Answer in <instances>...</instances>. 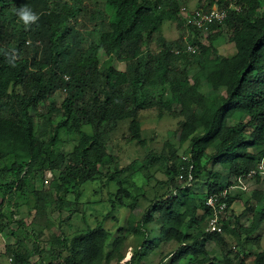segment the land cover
<instances>
[{"label":"trees","instance_id":"trees-1","mask_svg":"<svg viewBox=\"0 0 264 264\" xmlns=\"http://www.w3.org/2000/svg\"><path fill=\"white\" fill-rule=\"evenodd\" d=\"M226 1L219 0L216 5L224 6ZM50 2L55 8L43 14L41 6L46 4L43 0H0V156L13 154L20 160L11 165L14 190L27 174L38 168L48 171L54 184V192L47 189L33 193L32 223L46 229V208L60 212L62 208L71 206L64 199L67 193H74L78 199L77 188L92 181L98 174L96 166L103 163L104 141L117 122L126 120L130 139L138 145L143 144L138 113L154 106L160 113L162 110L170 112L176 105L180 107L179 114L186 116L178 137L180 143L186 141L196 127L202 128L199 136L189 138L187 160L175 156L173 151L169 153L165 160L169 164L165 171L167 177L182 175L194 179L200 175L201 159L210 146L214 149L211 157L213 163L227 168L233 179L250 171L246 163L241 162L251 158L247 149L258 148L259 155L264 156V10L259 17H253L256 0H236L241 12H229L223 24L210 27L207 33L211 38L222 26L231 30L235 53L230 59H221L218 67L209 75L218 80L219 86L225 87V97L221 98L217 107L203 114L205 116L200 115L195 123L192 113L184 105L188 102L184 98L191 95L193 88L185 90L187 81L168 78L175 71L170 68V59L174 55L163 47L156 55L140 51L151 43L161 24L164 11L160 8L170 7L171 13L178 16L179 6H175L173 0H97L95 14H98V21L103 25L97 30L99 36L96 45L83 52L79 49L76 36L71 33L72 29H68L71 28L68 27L69 19L74 22L80 10L74 11L72 6L56 0ZM23 5L37 12L39 20L27 28L21 25L18 29H10L11 21H19L16 10ZM211 5L197 7L208 8ZM179 22L182 25L181 20ZM190 33L187 42L194 47L196 54L199 50L202 55L206 48L200 45L198 33ZM42 34L47 35L45 45L41 43V51L44 48L46 52L42 64L35 59L38 52L32 43L29 46L30 58L19 56L25 49L23 43L26 39L35 40ZM66 35H69L68 39ZM179 48L181 46H176V49ZM178 55L175 57L184 60L186 56H191L185 53ZM104 57L123 61L125 70L117 71L111 67L99 70L97 66ZM166 86L170 89L169 98L162 104L155 103L156 98L151 96V89H161L163 93V87ZM57 90L64 91L65 97L61 102L63 119L55 125L54 132L61 129L76 134L78 139L66 157L59 155L50 161V148L54 145L55 136L47 146L40 143L32 132V118L28 111ZM146 98H150L147 101L150 104L145 103ZM231 119H234V124L227 126V121ZM80 126H91L92 133L85 134ZM247 128L254 133L251 141L243 138ZM37 164L40 166L33 168ZM116 177L119 176L112 174L108 178L118 188L115 197L111 194L104 197L112 209L124 207L131 196L125 187L126 180L119 181ZM209 178L211 181L205 182V197L224 188L218 187L217 174H209ZM232 202L231 197L226 199L228 210ZM164 203L165 207L156 202L148 206L142 223L158 212V240L176 244L175 250L168 254V263L177 264L184 258L206 255L201 241L212 240L219 234L201 233L191 237L181 232L184 223L193 225L196 221L195 204L181 211L179 208L185 202L184 199L176 198V195H169ZM202 210L205 222L208 211L203 203ZM225 220L220 235L228 226ZM262 221L264 208L255 213L244 232L249 234L255 231ZM4 226L1 225L2 228ZM106 237V232L99 226L76 234L69 240L51 234L49 243H52V249L57 248L59 251L54 256L51 251L47 252L49 261L46 264H91L95 259L98 260ZM141 247L145 256L151 243H142ZM37 253H41V250ZM3 254L8 264H29L31 252L21 251L17 242L6 245ZM57 258H61L62 262H56ZM224 262L244 264L242 259L234 263L225 259ZM254 264H264V252L256 256Z\"/></svg>","mask_w":264,"mask_h":264},{"label":"rangeland","instance_id":"rangeland-1","mask_svg":"<svg viewBox=\"0 0 264 264\" xmlns=\"http://www.w3.org/2000/svg\"><path fill=\"white\" fill-rule=\"evenodd\" d=\"M43 1L46 3L41 6L43 14H47L55 8L50 0ZM56 1L72 6L74 11L80 10V15L75 16L77 18L74 22L71 18L69 19L68 27L71 28L68 29H72L71 33L76 36L81 52L96 45L99 36L97 30L103 25L98 21V14H95L94 6L97 0ZM173 1L177 7L186 5L188 8H195L207 4L216 5L219 0ZM256 2L257 7L253 11L254 18L259 17L260 12L264 10V0H256ZM159 10L164 11L161 24L157 32L154 33L151 43L147 47H142L140 51L156 55L163 47L174 55L170 59V68L175 71L169 74L168 78L187 81L185 90H188V87L193 88L191 95L184 98V100H188L184 105L192 113L195 123L200 115L217 107L221 98L225 97V87L219 86L218 80L212 79L209 75L218 67L221 59H230L234 55L232 31L222 26L211 38L210 35L198 36L200 45L206 50L202 55L199 50L198 54L195 51L191 56H186L185 61L182 58H176L175 56L179 55H175L174 51L177 50L179 54H182L181 38L184 34L191 35L190 31L184 32L179 17L171 13L170 7H163ZM244 12L245 9H243V14ZM21 25L23 24L18 20L17 22L13 20L9 24V28L15 30ZM66 38L68 39L69 35H66ZM28 41L34 44L37 49L38 53L35 55V59L40 60V63L44 62L46 52H44V48L41 51V48L47 42V35L42 34L39 38ZM30 44L23 43L25 49L19 56L30 58ZM176 46H181V48L176 49ZM69 48H71V44H69ZM108 67L124 71L125 63L116 61L113 57L100 59L97 68L105 70ZM214 85L217 87L214 88ZM163 90L162 93L161 89H151L150 92H153L151 96L156 98L155 103L162 104L169 98L170 89L166 86L163 87ZM64 97L65 92L57 90L28 111L32 118V132L40 143L47 146L49 140L55 136L54 145L50 148L52 152V155L49 156L50 161L55 156L66 157L78 139L76 134L61 129L54 132L55 125L63 119L61 102ZM149 99H144L146 104H150L147 102ZM154 107L138 113L140 138L143 140L141 145L130 139L126 120L119 121L113 126L104 141L103 163L96 166L98 174L92 181L77 188L78 199L75 198L74 193L65 195L64 199L70 202L71 206L62 208L60 212L49 207L46 208L48 220L46 229L32 223L34 216L33 193L47 189L54 192L50 173L44 169L40 170L37 167L40 164L34 165L33 168L38 169L27 174L21 185L14 190V186H12L14 174L11 171V165L13 162L19 163L20 160L13 154L0 156V227L5 225L0 229V264H8L3 254L4 247L17 242L21 251L31 252L29 264H46L49 261L47 252L51 251L54 256L59 251L57 248L52 249V243H49L48 238L51 234L69 240L72 236L97 226L106 232L107 237L102 245L101 254L97 257L98 260L95 259L91 264H169L168 254L175 250V243L163 244L161 252L158 253L154 250V255L151 256L150 250L147 249L144 256L141 247L142 243H151L152 249L153 245L156 246L161 242L155 232L159 226L158 212H154L150 219H146V222L143 223L142 217L148 206H153L155 202L163 204L165 207L164 201L169 195L171 197L176 195L179 200L184 199L185 203L179 208L181 211L184 210V207L194 204L197 207V211L195 210L196 221L192 223L193 225L188 222L184 223L181 228L182 232H189L191 237L205 233L202 203L206 193L205 182L210 180L209 174H217V184L220 188L235 184L236 178L233 179L227 168L213 163L211 159L214 152L213 146L204 151L201 159L202 172L194 179L190 176L192 182L189 186H185V183L177 179L176 175L167 177L165 171L169 164L167 165L165 160L169 153L173 151L175 156L187 160L189 138L199 136L202 133V128L196 127L187 140L180 143L178 137L186 119L185 115L179 114L180 107L176 105L170 112L162 110L161 113L157 107ZM241 120L244 121V119ZM232 124H234V119L228 120L226 125ZM80 130L90 135L93 128L82 126ZM253 136L254 133L250 128H247L243 134V138L247 141H251ZM258 150L254 147L247 149L246 152L251 158L241 161L253 171H257V167L261 163L262 169L259 171V175L255 174L251 179L243 182V190L234 189L232 191L230 196L233 202L225 215V219L227 218L225 222H228L226 230L222 235L214 237L215 240L201 241L206 255L191 257L182 264H225V259L233 263L242 259L244 264H254L256 256L264 252V221L255 231L249 234L244 232L250 226L255 213L264 208V159L259 155ZM0 152H2V148H0ZM107 159H109L108 163H106ZM112 174L119 176L116 177L119 181L126 180L125 187L131 196L124 207L112 209L104 198L106 194L114 196L118 190L112 181H108ZM128 174L129 177H127ZM151 232L153 233L152 237ZM38 250H41V253H37ZM148 254L149 257H147ZM63 255L65 256V253ZM128 256L132 257L129 261L126 260ZM56 262L60 263L62 259L57 258Z\"/></svg>","mask_w":264,"mask_h":264},{"label":"built area","instance_id":"built-area-1","mask_svg":"<svg viewBox=\"0 0 264 264\" xmlns=\"http://www.w3.org/2000/svg\"><path fill=\"white\" fill-rule=\"evenodd\" d=\"M229 12H241V7L237 4L236 0H227L224 6L221 7L212 4L208 8H188L186 5H183L179 6L177 10L184 32L194 31L198 33L199 36L207 35L210 31V27L212 26H220L223 24ZM189 36L190 35L184 34L182 37V54L185 53L191 55L195 52L194 47L187 42ZM24 43L29 45L31 42L25 40ZM174 54H179V51H174ZM262 158L264 159V156ZM261 169L262 164L260 163L257 167V171L250 170L246 174L237 177L235 184L233 183L226 186L218 193H213L205 197L203 206L208 211V218L204 222L205 233L219 235L222 233V222L225 220V215L228 211L226 199L231 197L230 195L234 189L243 190V182L251 179L255 174L259 175V171ZM177 179L184 182L185 186H189L190 182H192V178L190 176L185 178L182 175H177Z\"/></svg>","mask_w":264,"mask_h":264},{"label":"clouds","instance_id":"clouds-1","mask_svg":"<svg viewBox=\"0 0 264 264\" xmlns=\"http://www.w3.org/2000/svg\"><path fill=\"white\" fill-rule=\"evenodd\" d=\"M19 21L27 28L32 24L37 23L39 20V14L34 12L31 7L23 5L16 10Z\"/></svg>","mask_w":264,"mask_h":264},{"label":"crops","instance_id":"crops-1","mask_svg":"<svg viewBox=\"0 0 264 264\" xmlns=\"http://www.w3.org/2000/svg\"><path fill=\"white\" fill-rule=\"evenodd\" d=\"M158 228H159V226H157ZM157 228V230L155 231L157 234H159V229ZM181 232H182V230H181ZM153 235V233L151 232L150 233V235ZM186 234H189V232L188 233H186ZM152 235H151V237H152ZM159 237V236H158ZM153 244H154V242H153ZM160 244V245H159ZM159 244H157L156 246H154L153 245V248L151 249L150 248V251H149V254H150V256L151 255H154V250H155V252H158V253H160L161 252V249H162V245L163 244H166V245H168V244H172L170 241L169 242H160ZM176 247V244H174V248ZM149 254H148V256L147 257H149ZM129 257V256H128ZM128 257H127V259L126 260H129L128 259ZM126 260H124V261H126ZM187 260V258H184L183 260H181L179 263H177V264H182V262H184V261H186Z\"/></svg>","mask_w":264,"mask_h":264}]
</instances>
